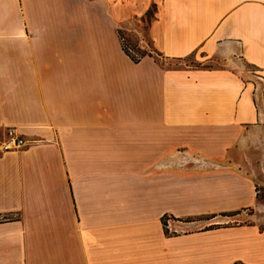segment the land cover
I'll return each mask as SVG.
<instances>
[{
    "label": "crops",
    "instance_id": "obj_1",
    "mask_svg": "<svg viewBox=\"0 0 264 264\" xmlns=\"http://www.w3.org/2000/svg\"><path fill=\"white\" fill-rule=\"evenodd\" d=\"M193 54L217 66H170ZM9 132L0 264H264V228L216 221L257 202L264 0H0Z\"/></svg>",
    "mask_w": 264,
    "mask_h": 264
},
{
    "label": "rangeland",
    "instance_id": "obj_2",
    "mask_svg": "<svg viewBox=\"0 0 264 264\" xmlns=\"http://www.w3.org/2000/svg\"><path fill=\"white\" fill-rule=\"evenodd\" d=\"M149 16H151V10L148 12V19ZM121 32L128 46L137 53L138 57L145 54L160 62L158 54L152 51L150 45L145 49L139 48L140 39H143L148 44L145 30L141 33L142 37L125 30ZM170 66L174 68L183 66L214 68L217 65L215 63H205L199 54H193L185 59L171 62ZM234 158L240 163L242 170L254 180L256 206L235 216L223 217L224 219L219 218L216 221L226 222L228 225H258L262 229L264 228V134L256 132L254 134V143H248V146L242 152L237 153ZM201 225L203 224L201 223Z\"/></svg>",
    "mask_w": 264,
    "mask_h": 264
},
{
    "label": "built area",
    "instance_id": "obj_3",
    "mask_svg": "<svg viewBox=\"0 0 264 264\" xmlns=\"http://www.w3.org/2000/svg\"><path fill=\"white\" fill-rule=\"evenodd\" d=\"M122 29L118 28L117 29V34L119 38L120 45L122 47L123 52L130 58L134 59H141L138 57L137 53L134 52V50L128 46L124 35L122 34ZM140 48V46H139ZM142 49V48H140ZM27 146V142L22 140L20 136L16 135L14 132H9L7 135L6 140L1 144L0 151L1 152H12V151H17L20 149H23ZM169 220L166 221L165 224V229L167 230L168 233H171L172 230L169 228Z\"/></svg>",
    "mask_w": 264,
    "mask_h": 264
},
{
    "label": "trees",
    "instance_id": "obj_4",
    "mask_svg": "<svg viewBox=\"0 0 264 264\" xmlns=\"http://www.w3.org/2000/svg\"><path fill=\"white\" fill-rule=\"evenodd\" d=\"M145 56H146L145 54H142L140 58L142 59V58L145 57ZM147 56H148V55H147ZM131 60L134 61V62H138V61H139V59H134V58H131ZM237 214H238V213H236V214H230V215H228V216L231 217V216H235V215H237Z\"/></svg>",
    "mask_w": 264,
    "mask_h": 264
}]
</instances>
